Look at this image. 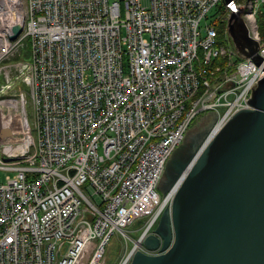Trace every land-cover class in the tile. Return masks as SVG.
I'll use <instances>...</instances> for the list:
<instances>
[{"label": "built area", "instance_id": "built-area-1", "mask_svg": "<svg viewBox=\"0 0 264 264\" xmlns=\"http://www.w3.org/2000/svg\"><path fill=\"white\" fill-rule=\"evenodd\" d=\"M220 2L0 0V264H105L137 220L119 264L151 254L140 243L179 185L158 191L170 156L199 117L217 115L208 142L248 109L264 77V0L225 5L258 67L201 28Z\"/></svg>", "mask_w": 264, "mask_h": 264}, {"label": "water", "instance_id": "water-1", "mask_svg": "<svg viewBox=\"0 0 264 264\" xmlns=\"http://www.w3.org/2000/svg\"><path fill=\"white\" fill-rule=\"evenodd\" d=\"M20 31L15 26L10 38ZM227 36L239 58L260 64L237 13ZM248 105L208 142L215 113L188 129L158 186L164 196L179 184L171 206L140 243L151 254L138 250L130 264H264V77Z\"/></svg>", "mask_w": 264, "mask_h": 264}, {"label": "rangeland", "instance_id": "rangeland-1", "mask_svg": "<svg viewBox=\"0 0 264 264\" xmlns=\"http://www.w3.org/2000/svg\"><path fill=\"white\" fill-rule=\"evenodd\" d=\"M218 7L220 8H213L210 13L207 16V19L205 21H203L201 23V28H203L206 24H210L212 23V25L215 23L217 29H219L220 36H219V44L223 47H230L232 45H230V42L228 41V36H227V31H226V23L224 19L225 16H228V12L227 9L225 7V4H222V2H220L218 4ZM222 18L221 22L219 23V19L218 18ZM216 20V21H215ZM264 41V40H262ZM233 47V46H232ZM30 58L27 57V60H29ZM21 59V57H16L12 62L16 63L19 62ZM262 63L260 62L259 65H256L257 67L260 66ZM263 72H264V67L262 66ZM223 77V76H221ZM220 111V109H219ZM11 176V174H10ZM5 182V173L3 171L0 170V183H4ZM159 193L161 194V192L159 191ZM162 196V194H161ZM158 224V222H157ZM156 224V226H157ZM143 226V220H137L135 221L133 224H131L130 226H128L125 230L129 233L130 238L133 241H127L125 242V239L120 235V234H115L111 237L110 242L108 243L107 247H106V262L105 264H119L121 261V258L123 256V252L126 248V246L130 249L132 248L136 241H137V237L140 235L141 232V227ZM87 262V256L83 255L80 259V261L78 262V264H85Z\"/></svg>", "mask_w": 264, "mask_h": 264}, {"label": "trees", "instance_id": "trees-1", "mask_svg": "<svg viewBox=\"0 0 264 264\" xmlns=\"http://www.w3.org/2000/svg\"><path fill=\"white\" fill-rule=\"evenodd\" d=\"M217 8H220V7H218V5H217ZM258 29H259L261 37L264 39V11L262 12V15H260L258 18ZM204 116H202V117H204ZM202 117H199L196 121H194L192 123V125L190 126V128H192V126L197 124V121H199Z\"/></svg>", "mask_w": 264, "mask_h": 264}, {"label": "flooded vegetation", "instance_id": "flooded-vegetation-1", "mask_svg": "<svg viewBox=\"0 0 264 264\" xmlns=\"http://www.w3.org/2000/svg\"><path fill=\"white\" fill-rule=\"evenodd\" d=\"M201 119H202V118H201ZM199 121H201V120H199ZM199 121H197V123H198ZM195 125H196V124H195ZM195 125H194V126H195ZM194 126H192V128H190V129H193ZM202 126L204 127L205 125H202ZM176 190H177V188H176ZM176 190H175V191H176ZM172 193L174 194V191H173Z\"/></svg>", "mask_w": 264, "mask_h": 264}, {"label": "bare ground", "instance_id": "bare-ground-1", "mask_svg": "<svg viewBox=\"0 0 264 264\" xmlns=\"http://www.w3.org/2000/svg\"><path fill=\"white\" fill-rule=\"evenodd\" d=\"M216 21V20H215ZM219 23H220V21H219ZM172 195H173V193H172Z\"/></svg>", "mask_w": 264, "mask_h": 264}]
</instances>
